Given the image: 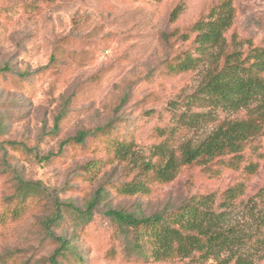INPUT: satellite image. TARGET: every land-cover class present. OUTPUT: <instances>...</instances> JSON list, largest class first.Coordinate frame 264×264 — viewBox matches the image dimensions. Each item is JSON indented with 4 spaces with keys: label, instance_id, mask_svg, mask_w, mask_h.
<instances>
[{
    "label": "rangeland",
    "instance_id": "obj_1",
    "mask_svg": "<svg viewBox=\"0 0 264 264\" xmlns=\"http://www.w3.org/2000/svg\"><path fill=\"white\" fill-rule=\"evenodd\" d=\"M224 1L232 24L201 51L193 26ZM260 50L264 0H0V264H224L229 250L142 255L106 214L152 216L188 201L221 213L213 232L231 230L240 238L232 249L264 264V121L239 158L182 157L222 122L252 115L215 105L207 84L237 62L264 61ZM185 54L199 58L174 69ZM81 131L84 143L70 141ZM118 143L130 144L128 153L118 154ZM170 158L177 173L169 182L145 165ZM22 181L38 187L20 195ZM131 182L146 189L123 191ZM237 185L242 192L223 207ZM95 199L86 223L61 206L49 234L45 220L58 202L84 211Z\"/></svg>",
    "mask_w": 264,
    "mask_h": 264
},
{
    "label": "trees",
    "instance_id": "obj_2",
    "mask_svg": "<svg viewBox=\"0 0 264 264\" xmlns=\"http://www.w3.org/2000/svg\"><path fill=\"white\" fill-rule=\"evenodd\" d=\"M229 10L227 1H224L219 5L218 11L212 9L205 19H201L193 26V30L197 33L195 41L198 43V49L205 51L220 42L223 31L232 24L231 17L228 15ZM177 11L178 8L174 10L173 18ZM260 53H264V50H260ZM198 58L199 56L193 57L190 54H185L172 67L179 71H187L192 68ZM262 72H264V61L262 58H257L247 65L237 62L211 78L207 84V92L211 95L210 99L215 105L225 106L235 111L242 108L251 109L253 113L248 119L222 122L196 148H185L182 154L185 163L190 164L203 158L211 159L229 152L234 155V158H239L243 143L263 132V125L259 122L264 121V77L261 75ZM105 130L102 127L97 131ZM88 133V131H81L70 141L84 143ZM115 145L118 154L128 153L131 147L130 144L125 143ZM48 157L50 156L46 158ZM145 165L155 172L158 181L169 182L175 178L177 173V163L174 162L173 158L162 165H159V163ZM21 184L18 191L20 195H26L28 190L31 192L38 187L37 183L23 182ZM145 189L143 183L131 182L124 187L123 191L138 193ZM241 192L242 185L230 187L226 190L224 194L225 201L221 205L225 207L228 204L227 201L233 203V200ZM26 198L22 200L23 203ZM97 201L95 199L90 202L84 211L72 202H58L55 214L48 216L45 220L49 234L55 237L51 226L59 224L63 219L61 206L74 211L79 219L86 223L91 220ZM19 211L17 209L12 210L13 213L17 214H19ZM106 214L127 235L132 236L133 249L142 255H153L157 260H160L175 255L188 256L196 248L202 249L206 253L229 250L231 254L224 259V264L232 262L234 264H254L251 256L232 249V246L240 238L238 239L231 230H215L213 232L211 225L219 221L221 213L202 209L194 202L188 201L172 211L167 210L152 216L138 215L120 209H108ZM260 224L264 229V217L261 219ZM58 240L61 242V249L68 248L69 241L62 236H59ZM257 241L264 245V235L263 238H258ZM53 262L56 263L57 261L53 258Z\"/></svg>",
    "mask_w": 264,
    "mask_h": 264
}]
</instances>
